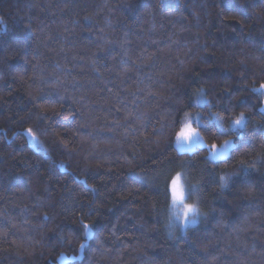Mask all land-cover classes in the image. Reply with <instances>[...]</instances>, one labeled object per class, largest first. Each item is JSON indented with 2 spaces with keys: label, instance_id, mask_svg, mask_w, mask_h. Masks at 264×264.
<instances>
[{
  "label": "trees",
  "instance_id": "obj_1",
  "mask_svg": "<svg viewBox=\"0 0 264 264\" xmlns=\"http://www.w3.org/2000/svg\"><path fill=\"white\" fill-rule=\"evenodd\" d=\"M0 28V264H264V0H0ZM186 112L225 156L176 149ZM178 169L207 215L169 234Z\"/></svg>",
  "mask_w": 264,
  "mask_h": 264
},
{
  "label": "clouds",
  "instance_id": "obj_2",
  "mask_svg": "<svg viewBox=\"0 0 264 264\" xmlns=\"http://www.w3.org/2000/svg\"><path fill=\"white\" fill-rule=\"evenodd\" d=\"M188 113L187 119H185V114L183 116V119L178 127V129L175 132V140L178 138L181 141L188 142L187 141V125L188 122H191V128L195 129L196 132L200 133V129L193 125L190 117L193 115L192 112H186ZM243 113V116L241 115ZM216 117H220V120L223 119L222 113H217ZM241 120L243 123L246 124V115L244 111H240L238 113L234 114V119L232 121L233 124H235L236 120ZM231 140L232 143H234L232 137H226L224 140ZM223 140V141H224ZM226 177V176H225ZM182 179L186 181V172L183 169H178L174 171L170 176V182L173 181H180L182 183ZM230 182V179H229ZM223 183L220 181L219 187L221 189L227 188L228 184ZM193 188H198V185H192ZM184 189V199L182 201H173L172 195L168 206V214H167V220H166V230L169 232V234H174L177 230L185 231L184 225H185V214L188 215L189 219H197L198 217L203 218L207 215L205 210L201 207L199 198L196 195H193L191 198L187 197V187L186 185H183ZM173 204H176V207H173ZM189 209L192 211L189 212Z\"/></svg>",
  "mask_w": 264,
  "mask_h": 264
},
{
  "label": "snow or ice",
  "instance_id": "obj_3",
  "mask_svg": "<svg viewBox=\"0 0 264 264\" xmlns=\"http://www.w3.org/2000/svg\"><path fill=\"white\" fill-rule=\"evenodd\" d=\"M3 31V28H0V32H2ZM260 88L261 89H264V83H261L260 84ZM241 115L243 116V113H241ZM187 116H188V113H185V119H187ZM217 120L219 121L220 120V117H217ZM235 126H237V127H244V128H246L247 127V124H245V123H243L241 120H236L235 121V124H234ZM221 127L223 126L222 124L220 125ZM29 133H32V129H28L27 130ZM187 133H188V135H187V141H188V144H189V147H191V142H192V139H193V137L194 136H196V137H199V139H200V141H203V137L200 135V133H198V132H196V130L195 129H193V128H191V122L189 121L188 122V125H187ZM180 142H181V140L178 138L177 140H176V143L177 144H180ZM232 142H231V140L229 139V140H224L223 142H222V144L221 145H217V144H215V143H213V144H211L210 146H209V148H210V153L211 154H216L217 152H218V149H220V148H223V149H227V147L231 144ZM221 154H223V153H221ZM244 162L243 161H241V164H243ZM247 170H252V171H254L255 170V168H254V166H249V168L247 169ZM246 170V171H247ZM229 179H230V177H225V176H221L220 177V181L221 182H223V183H225V184H227L228 182H229ZM171 193H172V198H173V201L174 202H176V201H182L183 199H184V189H183V184L180 182V181H173L172 183H171ZM192 210L191 209H189V212H191ZM185 220L187 221V220H189V218H188V215L187 214H185ZM192 220V222L193 223H195L196 222V220L195 219H191ZM84 227H85V230L87 231L88 230V225H84ZM81 247L83 248L84 247V245L83 244H81Z\"/></svg>",
  "mask_w": 264,
  "mask_h": 264
},
{
  "label": "rangeland",
  "instance_id": "obj_4",
  "mask_svg": "<svg viewBox=\"0 0 264 264\" xmlns=\"http://www.w3.org/2000/svg\"><path fill=\"white\" fill-rule=\"evenodd\" d=\"M256 90H257L259 93H261V95L263 96V100H264V89H261L260 86H259V87H257ZM205 100H206L205 97H203V98L201 99L200 102H204ZM262 109L264 110V105H263ZM216 114H217V113H212V117H213V119H214L217 123H219L220 120H219V121L217 120ZM190 119H191L193 125L197 127V125H198V123H199V121H200L199 113H198V112H193V115L190 117ZM232 121H233V120H231V125H232L233 127L237 128V126H235V125L232 123ZM233 141H234V140H233ZM174 143H175V147H176V149H177L178 151H192V150L195 149L197 146L206 145V146L208 147V150H207V156H208V158L211 159V160H217V159H219V158L225 156V155L228 153V151L230 150V148L233 146V143H231V144L227 147L226 150L223 149V148H220V149H218V152H217L216 154H211V153H210V148H209V146L204 142V140H203V141H200L199 137H196V136H194L193 139H192L191 147H189L188 142L186 143V142H184V141H181L180 144H177V143H176V140H175ZM221 144H222V142H221ZM221 144H219V145H221ZM219 145H218V146H219ZM221 153H223V154H221ZM182 184H183V179H182ZM183 185H184V184H183ZM169 189H170V199H171V195H172V193H171V182H170V184H169ZM173 207H176V204H173ZM196 221H197V219H196ZM193 224H194V223L192 222V220L189 219V220H187V221L185 222L184 228L186 229L187 227H189V226H191V225H193ZM178 231H180V230H177L176 232H178ZM180 232H184V231H180ZM63 259H64L63 257L60 258L61 261H62Z\"/></svg>",
  "mask_w": 264,
  "mask_h": 264
}]
</instances>
